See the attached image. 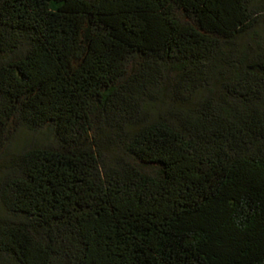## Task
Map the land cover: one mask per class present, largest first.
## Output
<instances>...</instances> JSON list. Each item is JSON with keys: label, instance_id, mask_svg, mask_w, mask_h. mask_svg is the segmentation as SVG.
I'll return each mask as SVG.
<instances>
[{"label": "trees", "instance_id": "1", "mask_svg": "<svg viewBox=\"0 0 264 264\" xmlns=\"http://www.w3.org/2000/svg\"><path fill=\"white\" fill-rule=\"evenodd\" d=\"M0 264H264V0H0Z\"/></svg>", "mask_w": 264, "mask_h": 264}, {"label": "rangeland", "instance_id": "2", "mask_svg": "<svg viewBox=\"0 0 264 264\" xmlns=\"http://www.w3.org/2000/svg\"><path fill=\"white\" fill-rule=\"evenodd\" d=\"M30 137H32V136H31L30 134H28V133L23 134V135H22L21 137H19V139L17 140L16 145H18V144L24 142L25 139L30 138ZM39 137L43 138L42 135H40Z\"/></svg>", "mask_w": 264, "mask_h": 264}]
</instances>
